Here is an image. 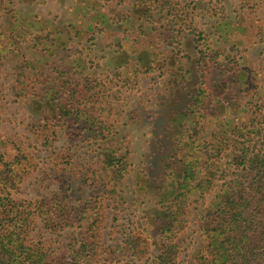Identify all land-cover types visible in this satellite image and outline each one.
Wrapping results in <instances>:
<instances>
[{"label": "rangeland", "instance_id": "1", "mask_svg": "<svg viewBox=\"0 0 264 264\" xmlns=\"http://www.w3.org/2000/svg\"><path fill=\"white\" fill-rule=\"evenodd\" d=\"M261 150L264 0H0V199L51 264H156L177 193L175 263L209 261Z\"/></svg>", "mask_w": 264, "mask_h": 264}, {"label": "trees", "instance_id": "2", "mask_svg": "<svg viewBox=\"0 0 264 264\" xmlns=\"http://www.w3.org/2000/svg\"><path fill=\"white\" fill-rule=\"evenodd\" d=\"M246 150L248 148H243V151ZM261 152L251 160L242 153L245 176L235 181L217 210L216 218L206 223L205 231L209 238L207 250L211 259L200 264H261L264 261V154L259 155ZM187 180H182V189L188 186ZM6 182L7 179L0 172V183ZM189 186L192 191L193 188ZM175 196L172 197L173 202L167 205L163 217L156 221L163 243L156 264H176L177 253L175 245L173 249L172 237L180 228L178 216L181 215L182 205L178 208L174 202L177 203L183 194L177 193ZM23 209V205L14 203L9 195L0 199V264H51L45 252L26 244L24 234L31 214ZM59 211L61 209L56 208L45 212V222L49 224L59 218ZM126 243L134 250L135 241L127 240ZM84 249L83 245L76 251L77 261L89 256V251Z\"/></svg>", "mask_w": 264, "mask_h": 264}]
</instances>
